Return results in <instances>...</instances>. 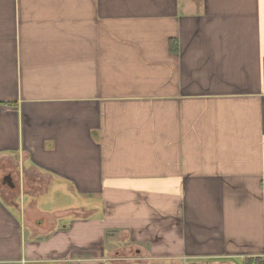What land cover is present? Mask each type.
Returning a JSON list of instances; mask_svg holds the SVG:
<instances>
[{
	"label": "crops",
	"instance_id": "crops-1",
	"mask_svg": "<svg viewBox=\"0 0 264 264\" xmlns=\"http://www.w3.org/2000/svg\"><path fill=\"white\" fill-rule=\"evenodd\" d=\"M0 161V264H264V0H0Z\"/></svg>",
	"mask_w": 264,
	"mask_h": 264
},
{
	"label": "rangeland",
	"instance_id": "rangeland-1",
	"mask_svg": "<svg viewBox=\"0 0 264 264\" xmlns=\"http://www.w3.org/2000/svg\"><path fill=\"white\" fill-rule=\"evenodd\" d=\"M0 164H3V162L0 161ZM12 168H13L12 165L11 166H5L4 170H3V167H0V174L2 175V173L6 172V171L12 172V174H14L15 171H12V170L9 171V169H12ZM18 175H19L18 176L19 178L13 177V178H15L14 180L19 182V184L23 180V184L21 183V193L19 192L17 195H16V192L12 193L8 188L3 187L0 183V191H1V193L3 191H7L9 193L8 195H6L9 201L13 200V198L17 202H20L22 199H25L26 201L29 200L30 198L27 196L25 198V195H27L29 193L30 185H32V184L34 185L35 180H36V182H37V180H40L42 184L43 183L45 184V182H46V178H43V176L38 177L37 175H35L34 172H26V173H24V175L22 177L20 172L18 171ZM37 177L39 179H37ZM34 187H37V186L35 185ZM22 190L24 191V196H23ZM2 195H3V193H2ZM69 200H70L69 197H64V198L58 200V204L59 205L67 204V202H69ZM52 208H53L52 205L44 204V205H41L39 209L46 213V212H51L53 210ZM125 252H128V251H125ZM135 253H136V250L132 247V249L129 251V253H127L126 258L129 259L131 257H134Z\"/></svg>",
	"mask_w": 264,
	"mask_h": 264
},
{
	"label": "trees",
	"instance_id": "trees-1",
	"mask_svg": "<svg viewBox=\"0 0 264 264\" xmlns=\"http://www.w3.org/2000/svg\"><path fill=\"white\" fill-rule=\"evenodd\" d=\"M174 45V41H171V46ZM259 261V258H250V257H247L245 258V264H253V262H257ZM258 264H261L260 261L258 262Z\"/></svg>",
	"mask_w": 264,
	"mask_h": 264
},
{
	"label": "water",
	"instance_id": "water-1",
	"mask_svg": "<svg viewBox=\"0 0 264 264\" xmlns=\"http://www.w3.org/2000/svg\"><path fill=\"white\" fill-rule=\"evenodd\" d=\"M3 181L6 182V183H7L9 186H11V187L14 186V184H13V182H12V180H11V176H10V175H5V176L3 177Z\"/></svg>",
	"mask_w": 264,
	"mask_h": 264
}]
</instances>
